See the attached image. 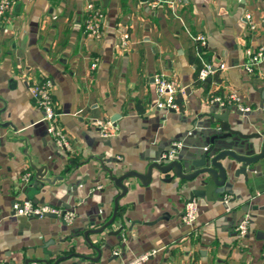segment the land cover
Instances as JSON below:
<instances>
[{
  "label": "crops",
  "instance_id": "0c3cea01",
  "mask_svg": "<svg viewBox=\"0 0 264 264\" xmlns=\"http://www.w3.org/2000/svg\"><path fill=\"white\" fill-rule=\"evenodd\" d=\"M149 1L15 0L9 18L0 19V264H23L47 252L51 259L73 252L95 257L81 232L105 222L119 194L103 169L114 177L142 174L159 152L189 144L218 106L213 97L237 99L228 106L232 129H261L264 61L250 73L244 65L247 51L264 47V0H164L156 8ZM87 4L102 14L99 40L83 34ZM122 32L128 34L123 47ZM204 64L216 68L206 84L196 80ZM157 75L175 84L177 112L155 107ZM43 80L50 81L69 151L54 145L29 95ZM240 109L247 111L235 115ZM235 119L246 123L234 126ZM98 120L112 123V137L99 136ZM250 142L257 153L260 139ZM29 159L46 167L48 178L62 179L31 187ZM237 168L232 163L228 181ZM169 175L152 170L147 186L123 180L114 223L88 237L100 250L98 261L72 257L60 264H127L148 253L139 264H264V157L234 178L235 200L225 196L226 207L194 198L188 226L181 221L187 193L176 180H161ZM22 200L70 211L74 219L66 225L54 217H9L11 204ZM245 216L247 231L238 236L235 226ZM120 226L119 240L108 235Z\"/></svg>",
  "mask_w": 264,
  "mask_h": 264
},
{
  "label": "water",
  "instance_id": "95a60500",
  "mask_svg": "<svg viewBox=\"0 0 264 264\" xmlns=\"http://www.w3.org/2000/svg\"><path fill=\"white\" fill-rule=\"evenodd\" d=\"M208 81L209 79H205L204 84ZM216 111H219V113H216ZM230 111L229 107L222 110L215 105L209 111L208 123L201 130L193 133L189 144L186 145L180 142L178 145L169 146L164 151L159 152L154 159L149 161L142 174L129 171L114 177L110 171L103 169L108 179L119 190V194L113 200L110 217L98 227L85 229L81 232L82 241L95 252V257L73 252L51 259V254L47 252L44 253L45 258L26 259L23 264H60L72 257L97 262L100 257V250L91 243L88 237L102 233L103 230L114 223L117 216V201L126 193V187L122 184V181L134 179L138 184L147 186L151 181L152 170L161 175L170 173L171 175L161 180L166 183L176 180L177 188L186 191L189 202L194 198H204L208 201L223 203L224 197L227 195L231 196L228 202H233L235 196L232 195L231 190L234 178L239 175L244 177L245 169L264 157V120L258 121L261 125L258 132L242 134L227 124ZM234 114L241 116L242 112L235 111ZM244 123L246 122L235 119L233 125L241 126ZM249 125L253 124L249 123ZM258 139H260V146L258 152L254 153L253 144L250 141ZM169 151L174 153L171 160H161V156L168 154ZM224 160L227 161L225 164L222 163ZM232 163L237 164L238 168L232 172V179L228 181V173L231 170ZM29 167L33 171L30 178L31 187L50 186L62 179L61 177L48 178L46 167L37 166L30 159ZM223 204L226 207V204ZM243 211L244 209H241V213ZM47 217L52 218V216ZM121 230L122 227L120 226L109 232L108 235H113L119 240ZM50 260H52L51 263H49Z\"/></svg>",
  "mask_w": 264,
  "mask_h": 264
},
{
  "label": "built area",
  "instance_id": "2783aa9c",
  "mask_svg": "<svg viewBox=\"0 0 264 264\" xmlns=\"http://www.w3.org/2000/svg\"><path fill=\"white\" fill-rule=\"evenodd\" d=\"M15 0H0V19L7 20L10 16V11L12 4ZM175 3H180L183 0H173ZM150 7L156 8L162 3H166L164 0H150ZM86 16L83 21V34L90 36L95 40H99L102 36V14L96 11L91 4H87ZM246 20H249V16H245ZM250 29H253V25H249ZM119 45L121 47L125 46L128 42V34L122 32L119 36ZM196 41L200 46L204 45L203 37H196ZM247 61L244 65V70L247 73L252 72L254 66L264 61V47H260L257 50L250 52L247 51ZM95 68V63L90 64V69ZM222 68V66H219ZM216 72V68L209 64H204L202 68L197 72L196 80L198 83H202ZM154 92L157 97L155 102V107L161 110H169L172 112H177L179 110V105L175 101L176 86L172 81H168L161 75L153 77ZM51 84L49 80H43L38 84L31 86L28 91L29 95L41 111L42 120L46 123V132L48 136L53 141L54 145L62 150L69 151L70 144L67 135L57 124V114L54 110V105L50 97ZM213 103H216L220 108L224 109L230 105V103L237 101L234 96H228L225 98L213 97ZM247 111V109H240V111ZM99 136L103 139L112 137L115 133V127L108 120H98L94 122ZM174 153L169 151L168 154L162 155L161 160H171ZM24 181L28 179V175L25 174L22 178ZM196 204L193 201H187L183 204V210L181 214V221L184 225H191L195 219ZM27 217V218H44L47 216H52L61 220L64 224L69 225L73 219L74 214L70 211H66L61 208L46 206V205H36L30 200L14 201L10 206L9 217ZM248 218L243 217L235 226V232L238 236H243L247 231ZM153 253H148L141 255L137 259L127 263V264H139L141 261L147 259L149 255ZM261 259L264 263V246L261 249Z\"/></svg>",
  "mask_w": 264,
  "mask_h": 264
},
{
  "label": "trees",
  "instance_id": "16d2710c",
  "mask_svg": "<svg viewBox=\"0 0 264 264\" xmlns=\"http://www.w3.org/2000/svg\"><path fill=\"white\" fill-rule=\"evenodd\" d=\"M201 52V50H199ZM177 102V101H176Z\"/></svg>",
  "mask_w": 264,
  "mask_h": 264
}]
</instances>
